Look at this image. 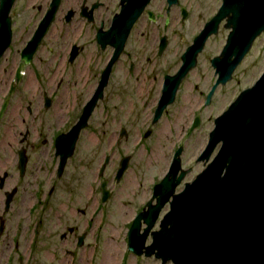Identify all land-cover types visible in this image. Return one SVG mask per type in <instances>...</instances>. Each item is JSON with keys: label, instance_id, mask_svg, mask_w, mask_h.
<instances>
[{"label": "flooded vegetation", "instance_id": "obj_1", "mask_svg": "<svg viewBox=\"0 0 264 264\" xmlns=\"http://www.w3.org/2000/svg\"><path fill=\"white\" fill-rule=\"evenodd\" d=\"M52 1L14 0L6 14V17H9L10 41L0 56V131L3 133V136L0 137V165H19L20 150L25 155V165H28L31 153L36 149V145L34 143L29 144L28 140L35 117L38 115L41 117L46 110H50L55 105V101H57L55 108L58 109H60L58 102L62 103V101H65L63 103L66 105L71 102L73 105L78 104L80 108L77 113L75 112L76 114L74 113L75 116L71 123L68 120L69 122L67 121L63 125L68 124L67 130L55 135L53 139L54 155L56 160H58L57 165H59V155H56V138L61 134H65L76 124L83 107L95 95L106 73L105 84L95 107L98 102H112L114 105L121 106L122 109L127 105L129 109L126 110L125 116H128L129 113L133 115L132 122L128 117L124 120L117 118V125L108 134V137L112 139L110 141L112 144L111 151L105 148L102 152L100 166L105 165L104 169H107L110 165H113L114 168L112 183L111 180L106 179L108 198L115 193L116 185L123 180L131 163L132 154H121L118 151L121 142L132 134L140 136L141 139L158 135L157 145L161 144V138L166 141L170 137L171 143L170 145L167 144V155H164V158L160 156V159L165 161L169 167L174 163L175 157L178 158L180 169L177 176L181 171L189 170L184 166L187 165L184 156L185 143H187V139L197 136L203 128L201 106L212 105L223 85H225L218 84L208 98V94L218 77L217 68L213 65L212 60L221 55L228 34L232 29L226 27L228 16H224L218 20L216 27L214 26L215 29L212 30L214 21H211L219 14L223 0H147L142 12L130 27L123 42V47L117 58L110 65L109 71L107 69L115 52V46L112 44V40L108 41L105 39L102 41L103 35L112 25L114 17L120 15L126 6L131 4V1L59 0L55 9ZM47 15H52V18L30 56V48H26L33 38L40 35L45 25L42 22L47 19L45 18ZM192 17L193 20L191 19ZM190 19L192 22L195 23L197 21L198 23L195 28L191 29L193 32L191 37L184 33L188 25L187 22ZM118 20L123 22V16L119 17ZM208 23L210 24L208 25ZM203 29L205 32L210 31V33L203 40L202 48L196 54L194 66L179 81L175 88L173 101L167 104L162 109L160 116L156 118V109L164 98V85L167 84L171 90L175 82L168 80V78L178 72L183 64L182 55L193 44L194 39ZM212 38H220V43L218 48H216V52L204 56V61L208 65H205V70L203 71L209 73L208 77L204 76V80L207 79L205 82L206 87L201 89V84L197 80L191 83V93L193 95L192 101H190L191 106L194 103L200 107L191 110V116H187L186 122H184L183 113L181 112V115L179 114L176 117L174 115L172 122H170L166 117V114H169V107L175 104L182 96L184 91L182 88L185 87L186 82L188 83L187 78L200 65V59L206 49L210 48ZM59 40H62L60 44L58 43ZM258 41H263L264 43V31H261L254 38L249 51L233 70L230 81L233 79L235 70L240 67ZM174 47L175 49H173ZM260 51L264 52V44L260 45ZM26 56L29 60H25ZM28 68H32L35 71L38 80L34 78L33 71L28 70ZM21 69L27 70L22 71ZM17 74H27L24 88L36 89L34 93L36 98L28 95L30 98L24 100L25 107L21 103V107L18 106L14 113H7L11 98L15 95L16 82L20 78V75L18 77L15 76ZM30 81L32 82L31 84ZM34 83L37 88L34 87ZM63 83L71 86L70 94H64L62 91L60 93L59 90ZM34 102H38L35 109L32 108ZM4 105L5 107L3 108ZM23 107L24 110L22 111ZM28 116H31L30 121L27 120ZM164 119L167 123V128L165 125L158 126L161 120ZM104 123H107V121ZM132 123H135L134 128ZM87 124L78 133L76 143L81 133L86 129ZM16 129H20L18 134H16ZM34 132L38 134V131ZM209 132L205 145L194 157L196 165H205V160L200 159V156L208 142ZM104 133L106 134V130L103 131ZM76 143L73 153L68 159L73 156ZM161 146L165 147L166 144H161ZM154 148H156V145L153 143L148 147L150 152ZM217 148L218 146L214 148L213 152L215 151L216 153ZM31 149L34 150L30 151ZM178 150L180 152L176 156ZM121 163H126L127 168L117 180V171ZM4 173L7 172L5 171ZM7 177L8 173L3 180V189L5 188ZM183 179L181 182H183L184 186L187 181L184 182ZM160 180L161 178L153 181L150 191L151 196L143 202L140 209L136 210V215L144 209L147 202L151 199L154 185ZM117 186L119 187V185ZM6 192L5 190L4 194ZM175 192H177L176 189ZM154 202L155 200H153ZM2 227L0 224V234L2 233ZM142 229L141 227V232ZM68 231L69 235L75 233L73 228ZM80 236L83 241L85 234L77 237V243ZM66 237V233L61 236L63 239ZM17 259L20 261L22 257L19 256Z\"/></svg>", "mask_w": 264, "mask_h": 264}, {"label": "rangeland", "instance_id": "obj_2", "mask_svg": "<svg viewBox=\"0 0 264 264\" xmlns=\"http://www.w3.org/2000/svg\"><path fill=\"white\" fill-rule=\"evenodd\" d=\"M191 19L193 20V17ZM191 19L187 22L188 25L184 31L189 37L193 33L191 29L198 24ZM61 41L59 40L58 43L60 44ZM219 43L220 38H212L210 48L206 49L200 59V65L187 78L188 83L186 82L185 87L182 88L184 90L182 96L169 107V114H166V117L170 122L174 115L176 117L181 113L186 122V118L191 116V110L200 107L194 103L193 107L191 106L190 101L193 96L191 83L197 80L201 84V89L206 87L207 79L204 80V76L208 77L209 73L203 71L205 65H208L204 61V56L216 52ZM263 44V41L255 44L240 67L233 73V79L223 85L213 104L201 106L203 128L197 136L187 139L185 143L184 156L187 165L184 166L190 171L188 170L184 175V182H191L215 155V151H212L213 154H210L205 165L194 163V157L205 145L208 132L213 129L214 118L262 72L264 52L260 51V45ZM28 70L33 71L34 78L38 80L35 71L32 68ZM18 75L20 74L15 76L18 77ZM26 76L27 74H21L19 81L16 82L15 95L11 98L7 113H14L18 106L21 107V103L25 107L24 100L30 98L28 95L36 98L34 97L36 89L24 88ZM34 87L37 88L36 85ZM59 91L70 94L71 86L63 83ZM55 102L50 110H46L41 117L38 115L34 119L28 140L29 144L36 145V149L30 150L34 151L31 153L29 164L25 166L24 174L19 175L17 165H0V177L5 171L8 173L5 188L0 189V217H2L0 224L3 226L0 234V264H162L161 260L153 255L147 257L130 252L128 230L136 210L140 209L143 202L151 196L153 181L162 179L169 170L170 166L168 167L160 156L164 158V155H167V144L170 145L171 138L169 137L166 141L163 138L160 139L161 144H166L165 147L161 144L157 145L158 135L141 139L140 136L132 134L124 139L118 153L132 154L131 163L123 180L117 184L119 187L116 185L115 193L106 201H101L100 185L106 179L111 180L112 183L114 169L113 165H110L104 169L102 175L99 174L102 152L105 148L111 151L112 139L108 137V134L117 125V118L124 120L128 117L132 122L131 113L125 116L129 106L126 105L122 109L121 106L114 105L112 102H98L86 129L76 143L73 156L68 159L61 175L57 176L58 160L54 155L53 139L55 135L67 130L68 124L63 125L68 120L71 123L80 106L73 105L71 102H68L69 105L64 104L65 101L58 102L61 111L55 108L57 101ZM37 104L38 102H34L32 108L35 109ZM30 119L31 116H28L27 120L30 121ZM105 121L107 123H104ZM164 125L167 128L165 119L158 124V126ZM132 126L134 128L135 123H132ZM104 130L106 134H103ZM16 131L18 134L20 129ZM34 131H38L39 135ZM1 136L3 133L0 131ZM151 143L156 145V148L150 152L148 147ZM183 187L181 182L175 189L178 192ZM14 188L16 191L11 203L5 209L4 191L8 192ZM167 210L168 205H165L153 229H158L159 220ZM144 226L142 224V228ZM70 228L75 230L73 235L68 234ZM64 233L67 234L65 239L61 238ZM83 234L85 236L82 244L77 245V237ZM150 241L149 235L146 244ZM107 243L119 246L112 263L104 262ZM19 256L22 257L20 261L17 259ZM165 264L173 263L167 261Z\"/></svg>", "mask_w": 264, "mask_h": 264}, {"label": "water", "instance_id": "obj_3", "mask_svg": "<svg viewBox=\"0 0 264 264\" xmlns=\"http://www.w3.org/2000/svg\"><path fill=\"white\" fill-rule=\"evenodd\" d=\"M13 1L0 0V56L10 41L9 17L6 14ZM130 1L131 4L114 17L112 25L103 35L102 41L112 40L115 46L107 71L147 2ZM58 3L59 0L52 1L54 9ZM51 16L45 17L47 19L42 22L45 25L40 35L29 42L26 49L30 48V56L47 29ZM121 16L123 22L118 20ZM224 16H228L226 27L232 29L221 55L212 60L218 77L208 98L218 84L230 80L254 38L264 31V0H223L219 14L211 21H214L212 30ZM209 33L203 29L182 55V66L174 76L168 78L175 82L171 90L167 84L164 85V98L156 109V118L173 101L175 88L194 66L196 54ZM25 60L29 58L26 56ZM105 78L106 73L95 95L83 107L76 124L56 138V155H59L57 176L63 172L67 159L73 153L78 133L87 124L101 96ZM216 146L218 148L211 161L178 192H175V187L188 170L181 171L177 176L180 165L175 157L169 171L154 185L151 199L133 218L128 230L130 252L147 257L153 255L162 264L167 261L173 264H264V68L257 79L242 89L215 117L200 159L208 160ZM25 164V155L20 150L17 165L20 176L24 174ZM104 168L105 165H101L99 174L103 173ZM126 168L127 164L121 163L117 180ZM6 175L3 173L0 178V188ZM106 185L107 181L103 180L100 185L101 201L109 197ZM15 191L14 188L5 193V209L9 207ZM165 205H168V210L160 218L158 229H153ZM142 224L145 226L141 232ZM149 235L151 241L146 244ZM78 240L77 245H81L82 237Z\"/></svg>", "mask_w": 264, "mask_h": 264}, {"label": "bare ground", "instance_id": "obj_4", "mask_svg": "<svg viewBox=\"0 0 264 264\" xmlns=\"http://www.w3.org/2000/svg\"><path fill=\"white\" fill-rule=\"evenodd\" d=\"M32 82L30 81V84H31ZM60 110H61V108H60ZM59 110V111H60ZM62 111V110H61ZM169 171V170H168ZM116 244V243H115ZM117 247H119L118 245H116V246H114V244L113 243H107V246H106V250H107V252H106V254H105V258H104V262L105 263H112L113 262V259L115 258V255H116V253H117V250H118V248Z\"/></svg>", "mask_w": 264, "mask_h": 264}]
</instances>
